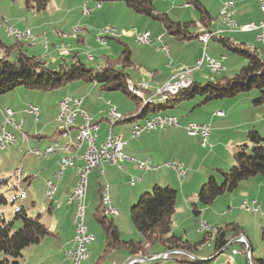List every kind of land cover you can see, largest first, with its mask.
<instances>
[{"label": "crops", "instance_id": "obj_1", "mask_svg": "<svg viewBox=\"0 0 264 264\" xmlns=\"http://www.w3.org/2000/svg\"><path fill=\"white\" fill-rule=\"evenodd\" d=\"M65 1L66 0H50L47 8L43 10L42 12H46L50 7H54L52 8V10L56 12L61 11L62 7L65 6V4H67V2ZM237 1H234L235 7H237V5L239 4H241L242 6L235 8L233 11L232 17H231L232 21L236 24V26L242 27L250 23L258 25L259 22L261 21L264 22V13L260 9V6L257 0H237ZM82 2L83 0H74V3L72 4L73 9L75 11H80ZM90 5L93 7L91 10V13L90 15L84 17V19L86 18L90 20V23L93 26V28H98V27L101 28L109 24L108 22L107 23H104V22H106L108 14L110 15V12H111L110 6H107L105 3H101L100 8H95L94 2L93 3L90 2ZM108 5H113V4H108ZM171 18H173L174 20H180V21L184 20V17H181V16H175ZM82 21L83 19L79 20L77 24H81ZM148 21L149 20H144V22L142 23L140 27L141 29L138 28L135 32H133L132 34L133 41H134L135 34L143 32V31H149L148 28L150 27V22ZM83 23H84L83 25L84 32H82L81 35H76L78 42L84 41V34L86 33V30H87L86 29L87 24L85 22ZM11 24L20 29H25L24 26H26V25H23L20 21H15V22H12ZM77 24H74L73 26L70 27L71 32H72V28ZM211 25H212V22L210 23V26L208 27L209 32L210 31L219 32V35L230 37L236 42H238V40H236L233 36H231V34L233 35L236 34L237 36L241 35L239 36L240 39H243V35H250V37H252V39L258 43L259 41H257L256 39V34L262 30V29L260 30L257 29V30H252V31H241V30L233 29V28L228 29L225 24L218 25L215 27H212ZM151 26L154 28L153 29L154 31L152 32L149 31L151 35V41L148 42L149 45L146 46V48L143 50V52L145 53L142 52L145 55V58L147 59L155 58L157 55L156 53L164 54L162 51L157 49V43H160V42H158L155 38L158 34H161L162 30L163 31L165 30L163 29L162 26H157L156 24L151 25ZM201 26H202V29H199V30L196 29L197 32L206 30L202 24ZM39 28H42V27L33 26L31 30L35 32L36 34H40L41 32ZM2 32L4 33L2 27L0 26V35ZM43 33L44 32H42L41 34ZM123 36L119 37L121 41H122ZM4 37H6V35H4ZM162 37H163V34H162ZM110 38L111 37H108L106 38V40ZM194 39H197V41L203 45V43L198 39V37L197 38L195 37ZM169 41L170 40H168V42ZM208 43H209V40L206 46L203 45L202 50L198 48L195 55L190 60L184 61L186 63H182V64L183 65L185 64L184 66L191 67L195 63L196 59H198L201 56L203 51L206 52L207 50L206 47ZM25 45H26L25 48H27L28 46H32L29 48L33 50L36 49L35 47L36 44L34 45L25 44ZM261 45L264 46V44H261ZM37 47L39 51H42L40 47H43L44 49H46V47L41 46L40 43L39 45H37ZM150 51L152 53H150ZM170 52H171V48L168 49V56L164 54L166 61L171 60L172 56ZM215 52L216 54H218V56L222 58L226 57L224 53L220 51V48L219 50L216 49ZM55 53L59 54V50L58 48H56L55 44H52V46L47 50L46 54H49L50 56H54ZM209 55L221 63L222 70L219 73H217V75L223 72L235 73L238 70V68H240L239 66L243 64L244 59H245L243 56L235 54L240 57L231 58L229 62H226V60L222 61V58H218V56H215L213 54H209ZM56 58H57L56 56L53 57L54 60H57ZM89 59L94 60L92 56H89ZM133 63H134L133 69H135L136 71H139L141 68H144L145 70H150L151 72L150 79H144V78L141 79V76L137 77L136 79H132V77L129 74L132 81L134 80L135 82L137 81L146 82L149 86V89L163 86V84L167 82L168 79L177 72L176 70H172L173 62L167 63L168 65L166 68L170 72H165V73H160V71L156 67H151L150 65H148L145 59L139 60L138 63H135L133 61ZM150 68H153V69L151 70ZM178 71H181V70H178ZM194 71H197V70H194ZM194 71L192 70V72ZM209 73L216 74V73H211V72ZM191 79L193 81H196V79L200 80V77L194 76ZM89 84H92L93 86H88ZM74 85H76L74 89L84 88V90H86L90 87L91 88L98 87V89L101 90L97 84L91 83V82L87 83L83 81H77L74 83ZM257 95H258L257 92L253 93L249 91V92H244V93L232 96V97L212 100V101H209L201 105H198L196 102L191 106V108H189V110L185 109L184 106L186 105L184 102L193 101L194 98L190 100L185 99L180 102H177L175 106L173 107H169L165 109L164 111H160L159 113L162 112V113L176 115L173 113V111L175 110V108H178V107H183V110L184 109L186 110V114L192 112L195 108H199L200 109L199 111L201 114L199 115L200 117L196 120L188 119V118H183L181 120L179 116L176 115L179 118L178 126L168 127L165 129H156L150 132H144V133H141V135L138 138L131 139L127 144L123 146V153L126 156V159L122 162L121 168H118L116 165H110L104 162L102 172L100 171V168H94L93 170H91L90 173L88 174L87 188H86V194H85V198L87 201V202L85 201L86 207H87V204L89 208H90V205L94 204V198L92 197V194L90 195L88 194V190H87L88 187L97 190V193H98V202L94 209L96 212V208L99 203V188L100 186L107 185L108 195L111 199L112 205L117 211V214L113 216L112 219L114 223L116 224L117 228L120 230V226H119L120 218H121L120 216L127 212L128 207L137 198V196H139L143 192H146L152 186V184H160V185L166 184L173 188H176V192H177L176 205H175L176 207H175V212L172 216V220L174 218V215L180 212L187 213L189 217L191 218L190 212H192L193 203L196 201V194L199 188L198 187L199 183L203 182L207 176L211 174L214 175V170H216L217 168L225 169V166H227V164H233L234 147L238 144L247 142V131L249 129L255 128L264 137V134L261 132V129H260L261 127L260 128L257 127L258 123L264 122V110H262L264 108V101L260 105H255L252 102V100ZM64 96H71V95L64 94L62 97ZM72 97L82 98L81 108L93 113L94 118L99 125L97 142L102 141L104 136L110 130L114 133L120 134L123 138H128L130 137V129L132 125L135 122L141 121V119H138L136 121L124 120L125 117L136 114L138 112V109L140 108L139 102L138 101L136 102L133 99L132 101L134 102V105L124 108V105L122 103H119L118 100L113 99L111 94L109 95L99 94V96L97 94L96 96H92V94L89 93L87 95L76 94V95H72ZM88 97L90 98L91 101L90 103H88L87 101V105H86L85 102H86V98ZM60 98L58 99L57 102H55L53 112L49 118V122L53 124H54L53 120H54V117L58 109V102ZM110 100H114V104H115L114 107L116 111L123 117L122 120H117L113 122H110L108 120L106 114H107L108 107L111 105ZM0 103H1V100H0ZM2 104H5V106L11 107L14 111L13 117L15 118L19 117V120H22V130L24 131L23 124L25 122V118L28 117V114L24 112V108L26 107L28 103L20 102L18 103V105L13 106V105L7 104V100L5 99V100H2ZM33 104L38 106L39 115H40V110H41L40 105L37 103H33ZM189 104L190 103L188 102L187 105ZM2 110L3 109L0 106V121L2 120ZM217 111H222L223 115L222 116L217 115L216 114ZM247 111H252L253 116L245 118L243 113ZM236 114H238L239 116L238 119H236L237 118L235 116ZM259 118H262V119L258 121ZM46 120L48 121V119ZM191 121L192 122H208L210 124L211 133H210V136L207 138V140L203 142V139L200 136L198 135L190 136L187 134L185 130V125L186 123L191 122ZM79 122H80V118L78 117L76 119V123H79ZM26 128L27 130H29L30 127L27 126ZM47 129H48V123H43L41 126V129L40 130L37 129L36 133L31 135L32 138L35 139L36 141L35 144L32 145L33 147L31 149L44 150L48 145L55 144V143H58L60 148L56 150L55 152H53L51 156H49L48 154V156H43L45 157L43 159H41V157H38L40 158V160L38 159L39 163L41 164L40 167L39 166L38 167H28L29 164L23 165L24 166L22 167L23 175H24L23 180L27 184L30 183L33 180V178L37 177L34 174L38 173V171L40 170L39 178L41 179V182H42V193L44 194L45 198L48 199L46 211L49 214L53 215L59 212L60 209L63 207L68 212V215L71 218V225L70 227H68V230L66 232L68 237L65 240V242L61 243V237L63 235L62 226L55 225L52 229L47 226L49 230L51 231V234L47 236V237H50L49 238L50 240L48 241V243L50 244L51 250L58 248V250H60L61 253L63 251V255H65V251H67L72 246L71 238H72V235L74 234L72 216H73V210H75V204L70 203V202L68 203L67 198L69 194L71 193L73 186H74V182L76 180L75 168L68 167L62 172L60 179L56 181L55 194L51 199L47 197L45 194V183L48 179L55 180V172L58 170L59 159L65 155H69L72 152V149L67 150L63 146L68 144V142H70L72 145L75 143L76 136H77V128L76 126L71 128L69 130V133H67V136H64L63 134L61 135L60 131L56 128V126L51 134H48ZM24 132L27 135V141H25L22 138L21 132L19 133L17 130H14V133L17 136V140H16V143L12 147L17 146L19 151L20 150L23 151L21 147L22 141H24L28 145L30 143L29 141L31 137L29 136L28 131H24ZM19 137L21 138V142L18 139ZM207 144L209 145V147L207 148V151H206V157L212 156V158H214L216 161H212L206 167H202L201 165L196 166L195 165L196 161L192 160V156H194V151H200ZM173 149L181 150L183 154L181 155V152H177V151L173 153L172 151ZM168 150H171V151H168ZM187 153H190L191 157H188ZM175 159L181 162L183 165V168L185 171L183 177H179L175 171H173L171 168L165 165V163L170 162ZM146 160H150V162L153 165L158 166V167L155 169L143 170V168H141L139 163L145 162ZM0 165H1L0 175L4 176L3 174L4 172L6 173V171H2L3 163L0 162ZM15 168L17 167H13L11 171V176ZM196 176H197V179L194 181V178ZM131 177H134V178L141 177V180H139L135 185H130L129 180ZM1 179L3 178L1 177ZM263 191H264V176H255V177H251L248 179H244L237 185L235 189L229 192H225L224 194L219 196V197H223L224 202H226L227 204L226 211L222 210L221 204H217V200L219 198L217 197L213 201V203H211L210 205H207V206L199 205L198 207L200 209V213L198 215H193L192 213V216L194 220L198 222V225H199V221L203 220L207 222L211 227H216L218 225L224 224L225 222L226 223L236 222L238 225L242 227L243 229L242 235L246 238V240L248 241L252 249L251 241L247 233L244 231L243 226L245 225L242 219H240L237 216L233 218L232 217L229 218V216L231 212L236 213L235 212L236 209L238 211H243L245 213H254V214L259 213L262 208L261 205L258 206L259 209L256 212H249V211H244V210L239 209V204L243 200H247V201L256 200L259 203V197ZM25 197H26V193H25ZM31 203L34 207L35 202L32 201ZM227 215L229 216L224 221L223 219ZM261 224H262V230H263L264 229V219H262ZM233 243L240 244L243 242L237 240L236 242H233ZM248 243H247V246H249ZM60 252L57 251V253H60ZM111 253L112 252H110L107 256L110 255V257H112V263L121 264L123 259L122 260H119L117 258L113 259V256L111 255ZM242 253L244 254L243 249H242ZM54 254L50 253V256H53ZM196 255L200 259H203V260H210L216 257V256L211 257L210 253L209 254H206V253L198 254L197 252ZM22 258H24V253H23ZM64 258L71 263V261L66 257V255L64 256ZM204 258H208V259H204Z\"/></svg>", "mask_w": 264, "mask_h": 264}, {"label": "rangeland", "instance_id": "obj_2", "mask_svg": "<svg viewBox=\"0 0 264 264\" xmlns=\"http://www.w3.org/2000/svg\"><path fill=\"white\" fill-rule=\"evenodd\" d=\"M84 1V0H83ZM154 5L156 9L159 11H163L171 15V17L175 16H181L184 17V20L182 21H194L196 23V26L193 29H202V26L200 24L199 20V13L196 11L192 6H185V3L187 0H153ZM201 3L209 10L213 17L212 21V27L218 26V25H224V22L222 21V17L219 16V10L221 3L228 0H200ZM237 1V0H234ZM52 2V1H51ZM67 4L62 7L61 11H54L50 7L46 12H36L33 10H28L23 0H0V15H3L4 21L9 22V25L13 26L11 23L15 21H20L25 28L32 29L33 26H41L40 32H44L43 34L40 33L41 41H46V49L43 47H40L42 51H39L36 44V49H30L28 46L27 50L29 54L34 55H41L43 57L46 56L47 63L49 66L53 69H56L58 67V64L61 63L63 59L70 61V57L73 52H76L81 61L84 62L88 66L96 67L102 63V55H109L110 57H115L118 55V53L121 51L122 46L119 44L118 41L114 39H108L104 43L100 42L98 40V37L101 35L102 28H93V26L90 23V20L84 19L86 17L82 13V9L80 11H75L73 9L72 4L74 3V0H66ZM238 2V1H237ZM83 3V2H82ZM93 3V2H92ZM107 6H110L111 12L110 15L108 14L107 20L104 23H109L112 27L114 26L117 28L118 31H125L126 34L122 37V41L128 46V48L131 51V59L135 63H138L139 60L145 59L147 61L148 65L151 67H156L160 73L170 72L166 67L167 63H172V70H178L183 71L182 69H186L187 66H184L182 63H186L184 61L190 60L196 53L197 49L200 48L203 49V45L197 41V39H190V40H176L172 35L168 34L167 32L163 31L161 34H163L162 42H164L168 49L171 48V60L166 61L165 55L162 53H156L155 58L147 59L145 58V55L143 53V50L146 48L147 44H139L133 41L132 34L135 32L138 28L141 29V25L144 22V20H149L150 27L148 28L149 31H154L153 27L151 25H157L161 26L160 23L157 20H154L152 18H149L145 15L134 13L125 5L121 4L120 2H106ZM113 4V5H108ZM105 5V6H106ZM242 5L239 4L237 7H241ZM235 7V8H237ZM97 8V7H96ZM234 8V9H235ZM111 16V17H110ZM109 18V19H108ZM7 19V20H6ZM83 19L81 24H77L79 20ZM85 22L87 24L86 26V33L84 34V41L78 42L76 35H80L75 32L70 31V27L74 24H77L75 26L83 27ZM238 27H235L234 29H237ZM82 33V32H81ZM83 35V34H82ZM236 35V34H235ZM233 35L238 42H244L246 45L250 48L257 47L259 48V51L261 52L262 46L259 42L257 43L250 37V35H243V39H240L239 36L241 35ZM4 41L7 43H12V39H8L4 37V33L2 32L0 35ZM168 40H170L168 42ZM28 45H34L29 44ZM52 44H55L56 48L59 50V54H56L57 60H54V56H50L47 53V50L52 46ZM153 45V44H152ZM160 43H157V46H159ZM151 46V45H150ZM226 56L225 58H222L216 54V49L219 50ZM206 53L213 54L215 56H218V58H222V61L229 62L231 58L240 57L235 55L234 53L228 51L226 48H223L220 46V44L215 41L214 39H210L209 43L206 47ZM57 50V49H56ZM152 51V50H151ZM150 51V53H152ZM143 52V53H142ZM215 54H214V53ZM64 53V54H63ZM202 53V51H201ZM49 55V56H48ZM89 56H92L93 59H89ZM264 56V54H263ZM48 57V58H47ZM243 58V57H242ZM143 61V60H142ZM162 63V64H161ZM246 63V60L244 59V62L242 65ZM162 65V66H160ZM194 65V64H193ZM241 65V66H242ZM239 66V67H241ZM151 70L153 68H150ZM239 69V68H238ZM194 71V70H193ZM128 73L132 77V79H136L137 77L141 76V79H150L151 72L150 70H145L144 68H141L139 71H136L135 69L129 68ZM232 72H223L219 75L217 74H210L208 69L203 66L202 70H197L192 72L189 76L191 78L200 77V80H198L200 83H204L208 80H212L214 77H220V76H231ZM204 79V80H202ZM77 81H72L68 83L66 86L56 88L49 91H42V90H35V89H27L24 86L16 87L10 91H8L5 94L0 95V106L2 109H4L5 104H2V100H7V104L9 105H18L20 102H25L28 104L37 103L40 105V115L37 118V121H35V118L28 115V117L25 118V122L23 124L24 131H28L29 136L31 137L29 145L26 144L24 141L21 142V138L18 139L22 143L21 147L23 151H19L18 147H12L13 145H7L3 151H0V162L3 163L1 170L6 171L4 172V176L0 175L3 179H7V182L0 183V196H3L7 202H1L0 201V215H2L5 219H10L13 216L14 210L18 208L19 206H23L24 209L27 211L28 214L31 216L36 215L37 213L41 212L40 221L44 223L46 226L50 227L51 229L55 225L62 226V237H61V243L65 242L67 239V230L68 227L71 225V218L68 215V212L65 208H61L59 212L56 214H49L46 211V207L48 204V199L45 198L44 194L42 193V182L39 178V173H35L37 177L33 178V180L30 183L22 182V186L25 188L26 197H22L21 193L14 187L15 183L13 181V175L11 176V171L13 167H24L23 165L29 164L28 167H40L39 160L40 158L36 157L32 152L31 148L32 145L35 144V139L32 138V134L36 133L37 129H41V126L43 123H48V134H51L55 128L54 124L49 122V118L53 112L54 104L58 101V99L64 95H87L89 93L92 94V96H96L98 94H111L113 99L118 100L119 103H122L124 105V108H127L129 106H133L134 102L132 99L125 94L119 92V91H104L99 90L98 87H91L84 90V88H75L76 85L74 83ZM133 82H135L133 80ZM88 86H93L92 84H89ZM92 90V91H91ZM250 92H257L256 90H251ZM65 97V96H64ZM146 98H149L147 95H145ZM60 98V99H61ZM105 99V98H104ZM199 97H194L193 101H185V109L191 108V106L198 101ZM158 97H152V101H157ZM90 103V98H86V105ZM111 105L114 104V100H110ZM190 103L187 105V103ZM84 103V104H85ZM27 104V105H28ZM26 105V106H27ZM203 108V107H201ZM183 110V107L175 108L173 111L174 114L178 115L179 118L182 120L183 118L188 119H198L200 116V109L195 108L192 112L186 114V110ZM264 110V108L262 109ZM245 118L246 117H252L253 112L247 111L243 113ZM238 119V114L235 115ZM15 121L18 122L19 117L15 118L13 117ZM48 119V121L46 120ZM259 118L258 121H260ZM27 126H29V130H27ZM257 127H261V132L264 134V122L258 123ZM20 133V131H18ZM76 142V141H75ZM75 144V143H74ZM209 145L207 144L203 149L200 151H194V156H192V160H195L196 166L201 165L202 167H206L209 163L212 161H216L212 156L206 157V151ZM171 151V150H168ZM173 153L181 152V150H172ZM183 152H181V155ZM48 156V155H46ZM51 156V154H49ZM188 157L190 156V153H187ZM223 156V154H222ZM45 157H41L43 159ZM39 159V160H38ZM194 161V162H195ZM233 164H227L225 166V169L229 168ZM1 166V165H0ZM210 176V175H209ZM207 176L206 179L209 177ZM214 176L218 182H221V176L219 173L214 170ZM199 178V177H198ZM197 179V176L194 178V181ZM205 179V180H206ZM204 180V181H205ZM203 181V182H204ZM203 182L199 183V188L202 185ZM154 184H152L153 186ZM166 184H161V186H164ZM152 186L147 190L150 191L152 189ZM198 188V189H199ZM176 189V188H174ZM88 194H92V197L94 198V204L90 205V208L87 204V207L85 209V223L88 227V231L93 235V240L91 241L89 245V253L87 255V258L83 262V264H96L99 262V264H114L112 263V257L106 256L101 257L103 254L102 250L104 249V237L105 233L102 228V225L95 219L94 212L95 207L98 202V193L97 190L93 188L88 187ZM257 195V194H256ZM140 196V195H139ZM139 196L132 202L131 205L135 204L138 201ZM32 201L35 202V205L33 207ZM86 201V198H85ZM87 202V201H86ZM259 203L261 205V211L257 214L254 213H245L243 211H238L236 209V213H232L223 219L224 221L229 216L230 217H239L244 222L243 228L244 231L247 233L251 244H252V254L253 257H259L262 256L264 253V243L261 239V230H262V219H264V191L260 194L259 197ZM217 204L222 205V210H227V204L224 202L223 197H219L217 200ZM130 205V206H131ZM126 213L122 214L120 217V234L121 238L123 239H134L138 240L142 238V235L135 229L133 226L130 216H129V209ZM74 213V210H73ZM191 218L187 213H177L174 215V218L172 220L171 229L174 233L178 235H183V239H188L191 243H195L197 241H200L203 237V231L199 229L198 222H196L192 216V212H190ZM73 217V216H72ZM228 218V219H229ZM201 221V220H200ZM199 221V223H200ZM226 223V222H225ZM74 226V225H73ZM74 233V232H73ZM50 237L45 236L39 245H33L29 248H26L24 253V258L19 259V264H71L68 260L64 258L65 255H63L58 250V248L51 250L50 244L48 241ZM213 238H209L207 241L204 242V244L200 245L198 247V254L206 253L211 255V257L216 256L213 259H210L207 262L203 263H193V264H249L248 258L242 253V247L239 243H233L229 245L226 249H224L222 252H215L213 247ZM233 250L237 251V254H233ZM59 251L60 253H57ZM163 249L160 246H155L151 249V253L155 256L152 258H157L158 261H155L152 263L151 259L149 260H142L139 259V257H131V255L120 252V251H112L111 255L114 258H117L119 260H122L121 264H191L195 259H200L197 255L195 257L190 256V254L186 253L183 255L180 254H172L169 258H163L161 257ZM66 252V251H65ZM50 253H55L53 256H50ZM213 255V256H212ZM50 256V257H49ZM183 258H182V257ZM0 258H2V255H0ZM210 258V257H209ZM153 259V260H155ZM208 259V258H206ZM118 260V261H119ZM130 261V262H129Z\"/></svg>", "mask_w": 264, "mask_h": 264}, {"label": "trees", "instance_id": "obj_3", "mask_svg": "<svg viewBox=\"0 0 264 264\" xmlns=\"http://www.w3.org/2000/svg\"><path fill=\"white\" fill-rule=\"evenodd\" d=\"M88 1L94 3L120 2L134 13L157 20L165 32L177 40H190L199 37L198 35L204 32H209L208 27L213 21V17L200 0H187L186 3L198 11L200 24L206 29L201 32L193 29L196 25L194 21L174 20L168 13L159 11L153 0ZM49 2L50 0H23L28 10L36 12L45 10ZM111 38L122 46L121 51L114 58L102 55V63L93 67L86 65L79 55L73 52L69 62L63 59L58 67L53 69L45 57L29 54L25 48L26 43L17 40L7 43L0 36V95L19 86L49 91L66 86L72 81L91 82L97 84L101 90L119 91L139 102L138 112L124 118L129 121L159 113L175 106L177 102L190 100L196 96L199 97L197 104L201 105L212 100L256 90L258 95L252 100L253 104L260 105L264 101V48L260 52L257 47L250 48L244 42H236L230 37L217 34L212 36V39L228 51L243 56L246 60L244 65L231 76L214 77L204 83L192 80L188 87L180 89L165 102L142 105L140 99L129 89V83L133 81L128 69L134 65L131 51L119 37ZM216 171L221 176V182H218L211 174L202 183L192 206L193 215L200 213L199 205H210L220 195L235 189L242 180L264 176V137L255 128L249 129L247 142L234 147L233 165L227 169L217 168ZM2 182L6 183L7 179H0V183ZM102 187L99 188V203L94 213L95 219L102 225L105 233V247L101 257H106L110 252L117 250L131 257L151 258L155 256L150 252L155 246L163 249L162 254L166 253L165 258H169L172 254L186 253L195 257L198 247L209 238H213L214 251L219 253L230 241L243 236V229L240 225L236 222H227L212 227L209 232L204 231L202 239L195 243L183 239L171 229L172 216L176 207V189L169 185L154 184L150 191L141 193L138 201L129 209L131 222L142 238L123 239L112 217L104 213ZM0 201L7 202L3 196H0ZM40 216L41 213L31 216L23 206L16 208L10 219H5L0 215V255H2L0 264H19V259L23 257V251L27 247L39 244L45 236L51 234L49 228L40 221ZM261 239L264 243V229L261 231ZM246 242L248 243L247 240ZM240 244L245 255L246 245ZM248 245L249 264H264V253L262 256L253 257L251 246L249 243ZM151 261L153 263L158 259ZM207 261L209 260L195 259L190 263Z\"/></svg>", "mask_w": 264, "mask_h": 264}, {"label": "built area", "instance_id": "obj_4", "mask_svg": "<svg viewBox=\"0 0 264 264\" xmlns=\"http://www.w3.org/2000/svg\"><path fill=\"white\" fill-rule=\"evenodd\" d=\"M260 9L264 13V0H257ZM101 2H95L94 7H100ZM189 3H185V6H189ZM92 6L88 0H84L81 9L85 16L90 15ZM235 8V2L232 0L225 1L221 4L219 10V16L224 18V24L228 29H234L236 24L232 21L231 17ZM0 26L4 31L6 38L17 40L23 43H40L44 46L46 41H41V35L36 34L30 28L20 29L15 26L9 25V22H5L3 16L0 15ZM264 22H259L258 25L253 23L238 27L241 31H252L262 29L256 34V39H261V44H264ZM72 32H84V28L80 26H74ZM125 31H118L115 27L107 24L102 28L101 35L98 40L102 43L106 41L108 37H120L123 36ZM205 42H202L206 46L208 40L212 36L219 34V32H204ZM161 44L157 46V49L162 51L168 56V48L166 44L162 42V34H158L155 38ZM134 41L139 44H145L151 41V35L149 31H143L135 34ZM64 54V53H63ZM205 66L211 73H219L222 70L221 63L208 55L205 51L201 56L196 59L194 65L183 69L182 72L175 74V77L170 78L163 86L149 89L146 82L137 81L132 82L133 87L140 93L147 95L149 99L151 97H163L169 94L177 93L180 89L188 87L192 79L190 74L192 68H199L201 70ZM130 81V80H128ZM131 82V81H130ZM82 98L65 96L58 102V109L54 117V124L60 131L61 135L69 133V130L76 126L77 128V140L81 145L86 146V153L80 155L70 156L69 158H60L58 161V170L55 172V180L51 179V182L45 183V191L48 197L51 199L55 194L56 181L60 178V174L68 168L74 167L76 173V180L74 182L73 189L67 198V202L71 198H79V205L76 209V216L72 217V224H75V233L72 235V246L65 252L66 257L71 261V264H83L87 258L89 245L93 240V235L88 231V227L85 223V194L87 188L88 174L94 168H100L102 172L103 163L106 162L110 165H116L118 168L122 167V162L126 159L123 153V146L127 144L131 139L138 138L141 133L150 132L156 129H165L168 127L178 126L179 118L176 115L167 113H156L146 115L140 122H135L130 129V137L123 138L120 134L114 133L111 130L104 136L102 141L97 142L99 125L94 118L92 112L86 111L81 108ZM24 112L35 118L39 116L38 106L35 104H28L24 108ZM217 115L222 116V111H217ZM107 118L110 122L122 120L123 117L116 111L114 106H109L107 110ZM14 111L11 107L7 106L2 110V120L0 121V151H2V142L10 141V145H14L17 140V136L14 130L20 131L22 138L27 141V135L22 130V120L18 122L13 119ZM80 118V122L76 123V119ZM185 130L190 136H200L203 142L207 140L211 133V126L208 122H188L185 125ZM58 143L48 145L44 150L30 149L36 156L43 152H50L52 154L58 150ZM133 160V159H132ZM143 170L155 169L158 166L153 165L150 160L139 163ZM166 166L171 168L177 173L179 177H183L184 168L181 162L178 160H172L165 163ZM14 174L23 175L22 167L14 169ZM141 177H131L129 180L130 185H135ZM102 203L104 205V213L109 217H113L117 214L116 209L112 205L111 199L108 195L107 185H103L101 190ZM260 204L256 200H243L239 204V209L249 212H256V207ZM201 231L209 232L212 227L204 221L199 223ZM237 240L243 242L247 247V242L244 236H240ZM246 257H249V251H245ZM237 251L233 250V254ZM161 257L165 258L166 253Z\"/></svg>", "mask_w": 264, "mask_h": 264}, {"label": "bare ground", "instance_id": "obj_5", "mask_svg": "<svg viewBox=\"0 0 264 264\" xmlns=\"http://www.w3.org/2000/svg\"><path fill=\"white\" fill-rule=\"evenodd\" d=\"M100 7H101V4H100ZM100 7H97V8H100ZM7 20V19H6ZM222 21L224 22V18L222 19ZM6 22V21H5ZM75 33H77V32H75ZM198 39L201 41V42H205V34H201V35H199V37H198ZM257 41H259L260 43H261V39H257ZM29 44H34V43H29ZM47 46V44L45 43V45H44V47H46ZM192 70H199V68H192ZM180 72H182V71H178V72H176L175 74H177V73H180ZM175 74H173L170 78H173V77H175ZM169 78V79H170ZM168 79V80H169ZM166 83V82H165ZM129 89H130V91L134 94V95H136L139 99H140V101H141V103H142V105H144V104H151L152 102L153 103H162V102H165L168 98H170V96H173L174 94H176V93H173V94H169V95H167V96H163V97H158V100L157 101H152V97H151V99H149V98H146L145 97V95L143 94V93H140V92H138L134 87H133V84L132 83H129ZM38 110H39V108H38ZM64 136H67V133H65V134H63ZM68 142V141H67ZM7 145H10V141H3L2 142V149H4ZM63 147H65V149H67V150H69V149H72V152L69 154V155H65V156H63V157H61V158H69L70 156H74V155H80V154H85L86 153V146L85 145H81L80 143H78V140H77V137H76V142H75V144H71L70 142H68V144H66L65 146H63ZM59 149V148H58ZM48 154H50V152H43V153H41L40 155H39V157H43V156H46V155H48ZM184 173H185V171H184ZM184 173H183V176H184ZM13 181H14V183H15V188L21 193V196L22 197H24L25 196V189L23 188V186H22V182H23V179H24V175H20V178H19V175L18 174H14V172H13ZM60 177H61V174H60ZM60 179V178H59ZM58 179V180H59ZM46 182H51V179H48ZM55 190H56V187H55ZM45 194H46V196L48 197V194H47V192L45 191ZM69 202L70 203H74L75 204V210H74V213H73V217H75L76 216V209H77V207H78V205H79V198H71L70 200H69ZM259 209V207L257 206L256 207V211ZM200 223H204V221L203 220H201L200 221ZM74 225V233H75V224H73Z\"/></svg>", "mask_w": 264, "mask_h": 264}, {"label": "water", "instance_id": "obj_6", "mask_svg": "<svg viewBox=\"0 0 264 264\" xmlns=\"http://www.w3.org/2000/svg\"><path fill=\"white\" fill-rule=\"evenodd\" d=\"M238 238H235L234 240L230 241L223 249H226L229 245H231L233 242H236ZM222 249V250H223ZM246 250L249 251V246L246 247ZM142 260H149L148 258H140ZM151 259V258H150ZM155 258H152L151 260H153ZM157 259V258H156ZM130 262V261H129Z\"/></svg>", "mask_w": 264, "mask_h": 264}]
</instances>
